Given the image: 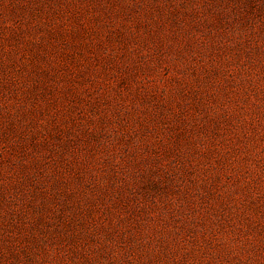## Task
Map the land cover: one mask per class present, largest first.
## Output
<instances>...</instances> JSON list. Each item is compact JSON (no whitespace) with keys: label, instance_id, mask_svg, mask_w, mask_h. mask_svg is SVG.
I'll return each mask as SVG.
<instances>
[{"label":"rangeland","instance_id":"374dc122","mask_svg":"<svg viewBox=\"0 0 264 264\" xmlns=\"http://www.w3.org/2000/svg\"><path fill=\"white\" fill-rule=\"evenodd\" d=\"M0 264H264V0H0Z\"/></svg>","mask_w":264,"mask_h":264}]
</instances>
